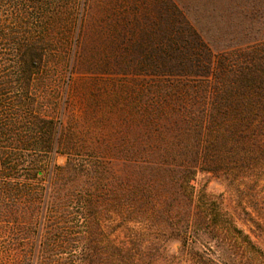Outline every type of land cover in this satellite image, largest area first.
Returning a JSON list of instances; mask_svg holds the SVG:
<instances>
[{
    "label": "trees",
    "instance_id": "1",
    "mask_svg": "<svg viewBox=\"0 0 264 264\" xmlns=\"http://www.w3.org/2000/svg\"><path fill=\"white\" fill-rule=\"evenodd\" d=\"M184 1L0 0V204L12 223L28 197L34 228L0 264H167L170 239L192 264L264 262V38L214 48ZM79 72L105 86L85 119Z\"/></svg>",
    "mask_w": 264,
    "mask_h": 264
},
{
    "label": "rangeland",
    "instance_id": "2",
    "mask_svg": "<svg viewBox=\"0 0 264 264\" xmlns=\"http://www.w3.org/2000/svg\"><path fill=\"white\" fill-rule=\"evenodd\" d=\"M184 1V0H183ZM188 1V17L194 20L199 28H204L205 37L210 39L215 44L214 48L223 47L224 45H236L238 43H248L258 39L264 38V0H237L239 5H233L229 7L228 3L222 5H212L211 18L204 17L203 11L194 12L191 14V0ZM185 2V1H184ZM187 3V2H186ZM217 28H221L222 32H219ZM209 29V30H207ZM206 31V32H205ZM83 71V69L81 70ZM78 73L74 78V91H73V109L74 112L85 119L88 117L90 110V103L95 101H103L105 95L100 98V92L104 86V81L97 84L94 87L91 78L83 76ZM86 78V79H85ZM111 87V86H110ZM95 89V90H94ZM112 89V87H111ZM110 89V90H111ZM97 92V97H92V93ZM90 102V103H89ZM82 139H86L82 136ZM88 148L83 146L81 153H88ZM65 154H57L54 157V162L57 165H64L67 161ZM27 168V163L22 166V169ZM197 189L205 187L206 190L214 195L220 196L224 204L228 209L233 212L236 203L231 199V193L229 188L220 179L213 177L208 173H200L194 182ZM28 197H23L18 205V214L12 223L7 220V214L3 210V206L0 204V247H12L14 250V256L20 257L30 253L33 246L34 228L30 221L31 214L28 209ZM17 207V206H16ZM238 225L245 229V232L252 235V238L257 241L256 236L253 235L249 226L242 221L238 222ZM162 254L167 260V264H192L190 256L182 249V244L177 239H170L161 244ZM205 250V249H204ZM211 255V251L205 250L204 254ZM20 255V256H19ZM237 256L235 261H224L226 264H264V262L255 263L254 260L247 261L240 259ZM12 261H10L11 263ZM17 263V261H14Z\"/></svg>",
    "mask_w": 264,
    "mask_h": 264
}]
</instances>
